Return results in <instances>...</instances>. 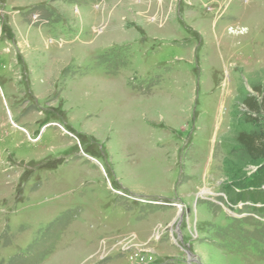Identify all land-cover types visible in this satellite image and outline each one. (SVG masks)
Masks as SVG:
<instances>
[{
    "label": "rangeland",
    "instance_id": "obj_1",
    "mask_svg": "<svg viewBox=\"0 0 264 264\" xmlns=\"http://www.w3.org/2000/svg\"><path fill=\"white\" fill-rule=\"evenodd\" d=\"M256 87L264 0H0V264H264Z\"/></svg>",
    "mask_w": 264,
    "mask_h": 264
},
{
    "label": "trees",
    "instance_id": "obj_2",
    "mask_svg": "<svg viewBox=\"0 0 264 264\" xmlns=\"http://www.w3.org/2000/svg\"><path fill=\"white\" fill-rule=\"evenodd\" d=\"M253 91L259 95L260 102H257L254 97H248L243 101V104L250 114L258 117L261 116L264 120V90L256 87L253 88ZM250 118L252 122L256 121L254 117L250 116ZM236 139L238 146L252 161H262V164L258 166L253 179L249 183L253 191H247L245 195H247L246 200L254 205L264 204V190L260 189L264 185V132L239 133Z\"/></svg>",
    "mask_w": 264,
    "mask_h": 264
}]
</instances>
